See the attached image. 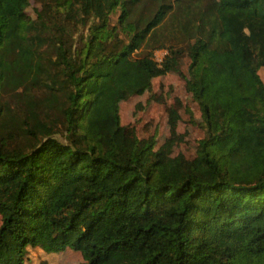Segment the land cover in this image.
<instances>
[{"label":"trees","instance_id":"1","mask_svg":"<svg viewBox=\"0 0 264 264\" xmlns=\"http://www.w3.org/2000/svg\"><path fill=\"white\" fill-rule=\"evenodd\" d=\"M30 1L0 0V264H264V0ZM182 52L204 134L163 160L119 106Z\"/></svg>","mask_w":264,"mask_h":264},{"label":"rangeland","instance_id":"2","mask_svg":"<svg viewBox=\"0 0 264 264\" xmlns=\"http://www.w3.org/2000/svg\"><path fill=\"white\" fill-rule=\"evenodd\" d=\"M41 4L31 0L25 9L27 17L35 19ZM116 15L112 16L114 22ZM167 49H156L154 58L161 62ZM172 70L165 76L152 80L151 86L141 95L132 96L120 102L121 124L127 136L136 134L140 138L155 135V149L163 160H168L181 152L187 158L195 156L197 140L203 137L201 116L182 75H187L191 54L182 52L177 56ZM259 74L264 81V67ZM36 95L42 96L40 91ZM2 100V99H1ZM3 100L11 110H16L13 97L4 95ZM11 112V111H10ZM55 136L62 142L65 139L59 131ZM14 143V141H11ZM83 261L79 252L66 248L60 252L46 253L30 249L26 264H80Z\"/></svg>","mask_w":264,"mask_h":264}]
</instances>
